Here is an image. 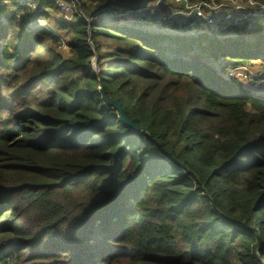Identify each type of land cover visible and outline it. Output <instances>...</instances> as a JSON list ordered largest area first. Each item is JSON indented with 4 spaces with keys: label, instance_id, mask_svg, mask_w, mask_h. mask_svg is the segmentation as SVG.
<instances>
[{
    "label": "trees",
    "instance_id": "16d2710c",
    "mask_svg": "<svg viewBox=\"0 0 264 264\" xmlns=\"http://www.w3.org/2000/svg\"><path fill=\"white\" fill-rule=\"evenodd\" d=\"M146 1L0 0V264H264V93L228 75L264 16L168 38Z\"/></svg>",
    "mask_w": 264,
    "mask_h": 264
},
{
    "label": "built area",
    "instance_id": "2783aa9c",
    "mask_svg": "<svg viewBox=\"0 0 264 264\" xmlns=\"http://www.w3.org/2000/svg\"><path fill=\"white\" fill-rule=\"evenodd\" d=\"M54 1L65 21L71 22L74 17L80 16V0ZM25 4L36 9L33 2ZM131 12L141 23L163 25L175 31L206 30L224 34L233 27L242 26L264 16V3L259 0H155L153 4L138 6ZM117 15L120 21H124L122 15ZM2 20L0 16V23ZM85 20L89 21L87 18ZM39 25L44 26L41 20Z\"/></svg>",
    "mask_w": 264,
    "mask_h": 264
},
{
    "label": "rangeland",
    "instance_id": "374dc122",
    "mask_svg": "<svg viewBox=\"0 0 264 264\" xmlns=\"http://www.w3.org/2000/svg\"><path fill=\"white\" fill-rule=\"evenodd\" d=\"M155 0H147L145 5H150L153 4ZM54 18H62L63 14L59 13H53ZM76 17H82L84 20L85 18L89 19L86 14L84 13V10L81 8V14L80 16H76ZM76 17H74L73 20L76 19ZM41 24L44 25V27L48 26V22L45 21L44 19L41 20ZM242 27V26H241ZM162 30L166 31L168 33L167 37L171 38L172 35H174L177 32L172 31L171 29H169L167 26H162ZM179 32V31H178ZM157 34H161V33H157ZM212 36V35H210ZM66 45L63 43L61 46L58 47V49L61 52H65L66 51ZM229 76H233L236 77V75L238 77V80L242 82L243 86L251 91H255L260 93H264V61L263 60H258L255 62H251V64L249 65H245V66H240L238 68H231L228 72Z\"/></svg>",
    "mask_w": 264,
    "mask_h": 264
},
{
    "label": "water",
    "instance_id": "95a60500",
    "mask_svg": "<svg viewBox=\"0 0 264 264\" xmlns=\"http://www.w3.org/2000/svg\"><path fill=\"white\" fill-rule=\"evenodd\" d=\"M92 48H93V45H91ZM101 92L103 94V98H104V101L109 104L110 106H112L113 108H115L118 112V115H119V119L126 125H128L131 129H135V130H139V127L136 126L133 122H131L129 120V118L124 114L123 110H122V107L120 106V104L115 101V100H111L109 99L106 95H105V92H104V89L101 88Z\"/></svg>",
    "mask_w": 264,
    "mask_h": 264
}]
</instances>
